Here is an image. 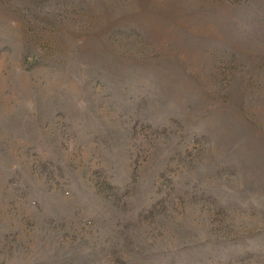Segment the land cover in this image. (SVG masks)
<instances>
[{
  "label": "rangeland",
  "instance_id": "374dc122",
  "mask_svg": "<svg viewBox=\"0 0 264 264\" xmlns=\"http://www.w3.org/2000/svg\"><path fill=\"white\" fill-rule=\"evenodd\" d=\"M249 6L0 0V264H264Z\"/></svg>",
  "mask_w": 264,
  "mask_h": 264
},
{
  "label": "trees",
  "instance_id": "16d2710c",
  "mask_svg": "<svg viewBox=\"0 0 264 264\" xmlns=\"http://www.w3.org/2000/svg\"><path fill=\"white\" fill-rule=\"evenodd\" d=\"M245 6H247V5H245ZM245 8H247V7H245ZM241 9H244V8H241ZM234 12H237V11H234ZM239 14L237 15V13H235V15H233V18H235L233 25L236 26L237 29H241L242 27H244L245 23H248L249 25H252V24L256 25L258 27V29L263 28L262 24L264 22V11L259 9L258 7L249 6V13L248 14L247 13L245 14V12H241V15H239ZM261 43H264V39L262 40ZM231 56H232V60L236 59L237 57L239 58V56L236 55V53L234 51L231 53ZM256 56H258L261 59V61H260V62H262L261 66L263 65V69H264V53L263 52L257 53ZM240 103H241V105H243V102L240 100L239 105H238L239 109L242 108L240 106ZM243 120H244V125H246L248 128L259 129V127H257L254 124L255 121L252 120V117L249 118L248 116L245 115ZM260 134L264 135L263 132Z\"/></svg>",
  "mask_w": 264,
  "mask_h": 264
}]
</instances>
